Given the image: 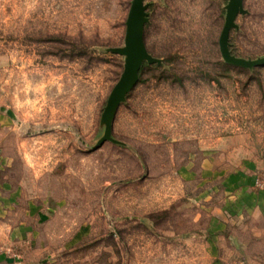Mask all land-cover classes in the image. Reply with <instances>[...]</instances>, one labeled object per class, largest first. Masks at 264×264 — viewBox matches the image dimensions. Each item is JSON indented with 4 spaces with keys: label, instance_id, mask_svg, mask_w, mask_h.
Instances as JSON below:
<instances>
[{
    "label": "rangeland",
    "instance_id": "obj_1",
    "mask_svg": "<svg viewBox=\"0 0 264 264\" xmlns=\"http://www.w3.org/2000/svg\"><path fill=\"white\" fill-rule=\"evenodd\" d=\"M132 1L0 0V264H264V65L222 58L229 0H143L154 62L99 144ZM243 10L229 53L264 59Z\"/></svg>",
    "mask_w": 264,
    "mask_h": 264
},
{
    "label": "water",
    "instance_id": "obj_2",
    "mask_svg": "<svg viewBox=\"0 0 264 264\" xmlns=\"http://www.w3.org/2000/svg\"><path fill=\"white\" fill-rule=\"evenodd\" d=\"M145 6L143 0H133L126 21L125 47L114 49L113 52L126 57L124 71L118 83L113 88L104 110L105 133L100 143L110 140L111 119L117 103L125 93L130 91L137 79L138 72L143 62L152 63V59L144 45L143 28L147 22ZM227 14L225 23L219 38V49L222 58L228 64L243 68H252L264 65V59L256 61H244L232 57L228 50V36L230 30L235 26V19L239 14H243V0H229L226 7ZM12 116L11 112H7Z\"/></svg>",
    "mask_w": 264,
    "mask_h": 264
},
{
    "label": "crops",
    "instance_id": "obj_3",
    "mask_svg": "<svg viewBox=\"0 0 264 264\" xmlns=\"http://www.w3.org/2000/svg\"><path fill=\"white\" fill-rule=\"evenodd\" d=\"M261 204L259 203L258 205L257 204H254L252 207H253V209H255V211H258V209H260L261 211H262V208H261ZM259 207V208H258ZM258 208V209H257ZM263 212H264V210H263Z\"/></svg>",
    "mask_w": 264,
    "mask_h": 264
}]
</instances>
